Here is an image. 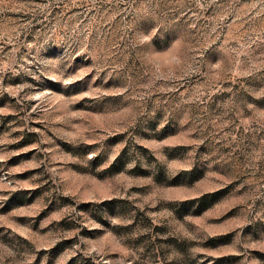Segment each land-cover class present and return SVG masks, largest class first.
Here are the masks:
<instances>
[{"label": "rangeland", "instance_id": "rangeland-1", "mask_svg": "<svg viewBox=\"0 0 264 264\" xmlns=\"http://www.w3.org/2000/svg\"><path fill=\"white\" fill-rule=\"evenodd\" d=\"M0 264H264V0H0Z\"/></svg>", "mask_w": 264, "mask_h": 264}]
</instances>
